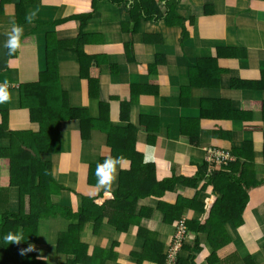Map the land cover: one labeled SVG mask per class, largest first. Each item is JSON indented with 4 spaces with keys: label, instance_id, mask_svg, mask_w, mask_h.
Masks as SVG:
<instances>
[{
    "label": "crops",
    "instance_id": "1",
    "mask_svg": "<svg viewBox=\"0 0 264 264\" xmlns=\"http://www.w3.org/2000/svg\"><path fill=\"white\" fill-rule=\"evenodd\" d=\"M19 2L0 0V85L8 93V99L0 103V125L6 115V131L27 133L38 128L30 119L28 85L46 73L49 50L57 77L49 86L52 112L48 118L56 125L60 148L46 158L52 160L51 172L57 182L71 185L72 195L62 193L71 203H78L80 196L91 198L99 190L85 174L89 166L130 143L143 165L154 164L162 177L178 179L193 177L205 164L206 148L232 150L233 145L241 148L246 142L251 145L246 155L253 149L257 157L255 179H264L261 114L253 113L252 125L236 119L264 101V90L237 88L241 81L257 82L264 73V0L258 5L251 0H180L177 12L186 20L191 17L193 24L187 21L185 31L174 21L168 25L163 19L132 17L126 7L109 3L96 4L93 11L91 0H26L24 6ZM203 5L209 8L202 9ZM80 14L89 15L81 37V21L74 18ZM13 23L22 33L19 46L10 52L5 44ZM80 52L106 61L97 65L98 70L90 67L87 75L82 74ZM226 108L231 109L228 115ZM63 115L71 116L64 119ZM81 121L86 123L82 131L86 141L80 136ZM225 133L228 141L220 139ZM76 163L78 168L73 169ZM82 166L88 169L79 179ZM114 167L125 173L131 163L116 159ZM109 186L120 185L113 180ZM202 187L205 213L199 217L205 220L214 196L204 183L197 188L177 185L163 197L157 192L138 202L152 209L158 200L166 201L190 221L198 213L185 201ZM247 196L240 226L235 232L225 228L242 243L244 254L262 264L264 183L251 188ZM62 197L52 201L60 203ZM150 213L156 219L152 223L157 233L166 235L167 243L171 227L162 223L161 212L152 209ZM132 231L135 234L136 227ZM231 247L229 243L225 250ZM204 252L209 254L207 248Z\"/></svg>",
    "mask_w": 264,
    "mask_h": 264
},
{
    "label": "trees",
    "instance_id": "2",
    "mask_svg": "<svg viewBox=\"0 0 264 264\" xmlns=\"http://www.w3.org/2000/svg\"><path fill=\"white\" fill-rule=\"evenodd\" d=\"M19 1L20 5H25L26 0ZM163 1L165 3L161 5ZM179 1L91 0V7L95 11L101 2L126 7L132 17L142 15V18L148 20L163 19L168 25H172L174 21L185 31L187 21L193 24L191 17L186 20L177 12ZM206 7L203 5L202 9ZM74 18L81 21L78 31V36L81 37L89 15L80 14ZM74 46L73 49L78 51V45ZM80 54L83 57H78V61L82 74L85 75L90 67L94 71L98 70L97 65L106 61L103 57L95 61L97 56H87L82 52ZM51 57L53 54L46 50V73L41 74L37 82L28 85L30 119L38 124V128L27 133L6 131V115H3L4 121L0 125V264H201L202 261V264H258L255 256L244 254L242 243L237 244V239L225 228L229 226L232 232L236 231L242 223L248 191L264 183L262 178L259 182L255 179L256 172L253 168L257 157L253 149L249 151V156L246 155L245 152L251 148L246 142L241 148L233 145L232 150L209 147L211 150L227 152L231 159L220 166L205 163L193 177L178 179L162 177L160 169L154 164L143 165L141 156L131 143H127L129 145L122 150H115L98 162L103 163L106 158L113 161L125 158L130 161L131 170L124 173L115 169L113 180L120 186H115L114 189L110 186L97 188V163L90 165L85 174L89 183L99 190L91 198L88 195L80 196L78 203H71L62 193L72 195L73 189L57 182L51 172L52 160L46 158L59 153L60 148L58 133L55 134L54 129L56 125H52L48 118V114L52 112L49 86L56 82L57 77ZM88 81L91 84L92 79L89 78ZM242 86H255L264 90V73L257 82L241 81L237 88ZM24 101L22 99V103ZM256 104L254 110L246 111L236 119L243 125H252L254 123L250 118L257 112L261 114L258 123L264 125V101ZM230 110L226 108V115L231 113ZM81 125L80 136L86 141L85 132H82L86 131V123L81 121ZM260 135L264 149V131ZM220 139L228 141L230 137L225 133ZM150 143L154 144L153 141ZM208 168L210 175L206 176ZM262 174L264 176V167ZM201 183L211 187V194L214 196V203L205 220H200L199 217L205 213L203 187L197 190L191 200L180 199V202L185 201L190 207L195 206L197 209L198 214L190 221H186L181 213L174 210L177 208L175 205L170 207L166 201L158 200L155 202L156 206H152V209L161 212L162 223L171 227L172 234L166 243V235L157 233L153 224L156 219L152 217L153 212L150 213L151 205L141 206L138 199L150 198L152 193L157 192L163 197L177 185L190 184L197 188ZM58 195H63L61 202L58 199L52 201ZM150 218H153L152 221ZM183 220L184 224L181 223ZM149 221L152 226L146 227ZM134 227L135 234L132 231ZM180 230L183 238L180 239V248L174 251L176 259L172 263L168 257L176 243V233ZM10 232L19 233L24 239L18 244L5 241L3 237ZM188 240L191 242L187 243ZM229 243L233 247L225 250ZM29 244L33 249L22 253L21 250L26 249ZM206 248L209 254H205ZM261 250L264 254V242Z\"/></svg>",
    "mask_w": 264,
    "mask_h": 264
},
{
    "label": "clouds",
    "instance_id": "3",
    "mask_svg": "<svg viewBox=\"0 0 264 264\" xmlns=\"http://www.w3.org/2000/svg\"><path fill=\"white\" fill-rule=\"evenodd\" d=\"M31 18L32 17L30 15L28 17V20L30 21ZM21 33H22V28L20 26L16 25L15 23H13L12 27H11V32H10V34L8 36V39L6 41V44H5V46L10 50V52L14 51L19 46V38L21 36ZM7 99H8V93L6 91L5 86L4 85H0V103H3ZM206 149H208V148H206ZM205 163L208 164L207 162H205ZM114 172H115V168H114L113 159L106 158L103 163H97L96 171H95V175H96L97 181H96V185L95 186L97 188H106V187H108L111 184V182L113 181V179H114ZM205 175L206 176L210 175L209 168L206 170ZM181 223L184 224L185 220H183ZM3 239L5 241H7V242H10V243H13V244H18L24 238L19 233H11L10 232L7 235H5L3 237ZM32 249H33V246L31 244H29L28 247L26 249H22L21 252L23 253L25 251H31ZM170 253H172V249H171ZM172 258H174L173 261L171 260ZM168 259L172 263H174L176 257H174V255L172 254L170 257H168Z\"/></svg>",
    "mask_w": 264,
    "mask_h": 264
},
{
    "label": "built area",
    "instance_id": "4",
    "mask_svg": "<svg viewBox=\"0 0 264 264\" xmlns=\"http://www.w3.org/2000/svg\"><path fill=\"white\" fill-rule=\"evenodd\" d=\"M205 162H207L209 165H217L220 166L222 163L228 161L231 159V156L227 152L224 151H217V150H211V149H205ZM182 231L176 233V243L173 246L172 253H170L169 257L173 254L174 251H177V249L180 247V239H182ZM175 257V255H174ZM174 258L171 260L173 261Z\"/></svg>",
    "mask_w": 264,
    "mask_h": 264
},
{
    "label": "rangeland",
    "instance_id": "5",
    "mask_svg": "<svg viewBox=\"0 0 264 264\" xmlns=\"http://www.w3.org/2000/svg\"><path fill=\"white\" fill-rule=\"evenodd\" d=\"M153 1H157V0H153ZM213 2H214V0H212ZM261 1H263V0H251V2H252V4H255V5H258L259 4V2H261ZM102 4L100 5V6H102V5H107V3L106 2H101ZM164 1L163 2H161V5H164ZM208 6V8H209V5H207ZM264 6V5H263ZM125 8V7H124ZM159 8L161 9V7L159 6ZM163 9V8H162ZM161 9V10H162ZM140 14L142 13V12H139ZM173 50L175 51V48H173ZM184 50V49H183ZM9 87V86H8ZM63 118L64 119H66L65 118V116L63 115ZM78 163H76V166L73 168V169H76V168H78ZM83 167V166H82ZM85 169H88L87 167H83V171H82V173L81 174H77V177L80 179V177L81 178H84L85 177V175H84V171H85ZM68 187H71V185H69ZM80 186H78V188H79ZM262 235H264V233H262ZM237 244H239V243H237ZM38 253V255L39 256H42L43 257V255L40 253V252H37Z\"/></svg>",
    "mask_w": 264,
    "mask_h": 264
}]
</instances>
